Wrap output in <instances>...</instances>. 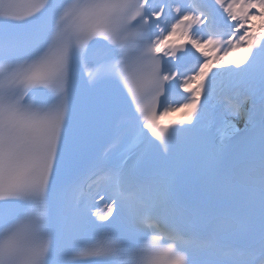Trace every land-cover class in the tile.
I'll return each instance as SVG.
<instances>
[{
  "label": "snow or ice",
  "instance_id": "6c2138e0",
  "mask_svg": "<svg viewBox=\"0 0 264 264\" xmlns=\"http://www.w3.org/2000/svg\"><path fill=\"white\" fill-rule=\"evenodd\" d=\"M0 264H264V0H0Z\"/></svg>",
  "mask_w": 264,
  "mask_h": 264
},
{
  "label": "bare ground",
  "instance_id": "6f19581e",
  "mask_svg": "<svg viewBox=\"0 0 264 264\" xmlns=\"http://www.w3.org/2000/svg\"><path fill=\"white\" fill-rule=\"evenodd\" d=\"M175 113H178V112H175ZM235 121H238L239 123L243 122V118H240L239 120H235ZM233 121V122H235Z\"/></svg>",
  "mask_w": 264,
  "mask_h": 264
}]
</instances>
